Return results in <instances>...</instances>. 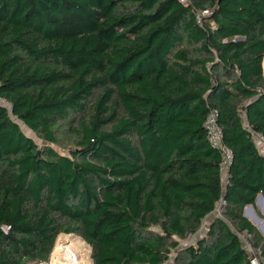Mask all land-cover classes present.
<instances>
[{
	"label": "trees",
	"instance_id": "1",
	"mask_svg": "<svg viewBox=\"0 0 264 264\" xmlns=\"http://www.w3.org/2000/svg\"><path fill=\"white\" fill-rule=\"evenodd\" d=\"M263 59L264 0H0V264L48 262L62 233L93 264H264L245 215L264 195ZM19 121L53 143L67 125L75 147Z\"/></svg>",
	"mask_w": 264,
	"mask_h": 264
},
{
	"label": "rangeland",
	"instance_id": "2",
	"mask_svg": "<svg viewBox=\"0 0 264 264\" xmlns=\"http://www.w3.org/2000/svg\"><path fill=\"white\" fill-rule=\"evenodd\" d=\"M263 67H264V59H263ZM0 102L3 105H8V103L5 100H3V99H1ZM19 123H20L23 131L27 135L32 137L40 146L50 145V146L54 147L55 149H57L58 151L63 152V153H69L70 150L75 147V136H74L73 133H71L69 131L67 125H63L62 128H61L62 130L56 133L57 142L53 143V142L46 141L44 138H42L36 132L32 131L25 124H23L21 121H19ZM250 205H252V204H250ZM248 206L246 208H248V210H249L248 211L249 216H247V215L246 216L253 223H255L256 226L259 228V230L264 234V210H261V208L259 209L256 206H252V207H248ZM223 210H224V205H223V202L220 201V203L217 205V207L214 210V212L211 213L208 217L205 218L201 229L197 233L190 234L185 239H182V238L178 239L179 243H180V247H185V246H188L190 244H193V243H195L197 241L198 238L204 236L207 233V230H208V228H209V226L211 224V221L214 220L215 217L223 215ZM62 234H64V233H62ZM62 234L60 236H62ZM60 236L58 237V239L60 238ZM242 238H243L244 244L247 245L248 248H250L247 235L243 234ZM58 239H57V241H58ZM57 241H56V244H57ZM86 244L88 245V247L90 249L89 258L91 259L90 260L91 264H93L92 263L93 262L92 248L90 247V245L87 242H86ZM55 247H56V245H55ZM52 254H53V252H52ZM51 257H52V255H51ZM177 257H178V251L176 250L170 255V258L164 264H179L178 261H177ZM50 261H51V258H50V260L48 262H37V263L31 262V263H28V264H49Z\"/></svg>",
	"mask_w": 264,
	"mask_h": 264
},
{
	"label": "built area",
	"instance_id": "3",
	"mask_svg": "<svg viewBox=\"0 0 264 264\" xmlns=\"http://www.w3.org/2000/svg\"><path fill=\"white\" fill-rule=\"evenodd\" d=\"M182 2H187V0H181ZM208 13L207 11H204V14ZM199 19H201V16H198ZM219 110L215 107L210 108L206 119H205V128L207 132V139L211 143L212 146H214L216 149L220 151L221 154V161H220V167L222 174H228V169L231 164L232 158H233V151L230 146L226 144L224 141V132L223 128L219 123ZM245 123L247 126H249L247 120H245ZM252 136L255 142L258 144L259 147L263 148L264 152V135L259 133L258 131L251 130ZM262 151V150H261ZM228 176L226 179L227 184ZM224 183V180H223ZM223 205L225 203L224 199H222ZM222 216V215H221ZM249 250L252 252V248L249 245ZM251 264H263V258L258 256L251 257Z\"/></svg>",
	"mask_w": 264,
	"mask_h": 264
},
{
	"label": "bare ground",
	"instance_id": "4",
	"mask_svg": "<svg viewBox=\"0 0 264 264\" xmlns=\"http://www.w3.org/2000/svg\"><path fill=\"white\" fill-rule=\"evenodd\" d=\"M89 256L90 249L82 238L66 234L58 239L49 264H91Z\"/></svg>",
	"mask_w": 264,
	"mask_h": 264
},
{
	"label": "crops",
	"instance_id": "5",
	"mask_svg": "<svg viewBox=\"0 0 264 264\" xmlns=\"http://www.w3.org/2000/svg\"><path fill=\"white\" fill-rule=\"evenodd\" d=\"M259 149H260V151L262 150L261 152H262V154H264V152H263V148L259 147ZM227 176H228V174H223L224 184L226 183ZM260 195H261V194H260ZM260 195H258V197H259ZM258 197H257V198H258ZM252 206H256V207H258L259 209L261 208V210H264V199L259 200V201L256 199L255 204L252 205ZM246 207H247V206H246Z\"/></svg>",
	"mask_w": 264,
	"mask_h": 264
},
{
	"label": "water",
	"instance_id": "6",
	"mask_svg": "<svg viewBox=\"0 0 264 264\" xmlns=\"http://www.w3.org/2000/svg\"><path fill=\"white\" fill-rule=\"evenodd\" d=\"M229 170V169H228ZM262 199H264V195H260L258 198H257V200L259 201V200H262ZM248 207H252V205H249ZM248 208H245V215H247V216H249V213H248ZM220 217V216H219ZM257 222V221H256Z\"/></svg>",
	"mask_w": 264,
	"mask_h": 264
}]
</instances>
